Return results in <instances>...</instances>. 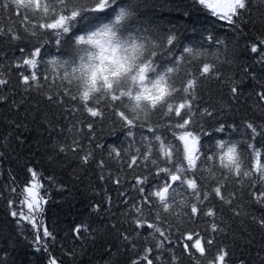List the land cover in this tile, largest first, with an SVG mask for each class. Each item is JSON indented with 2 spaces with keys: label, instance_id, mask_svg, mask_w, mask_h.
Segmentation results:
<instances>
[{
  "label": "trees",
  "instance_id": "obj_1",
  "mask_svg": "<svg viewBox=\"0 0 264 264\" xmlns=\"http://www.w3.org/2000/svg\"><path fill=\"white\" fill-rule=\"evenodd\" d=\"M5 2L0 0V30L6 33L0 35V79L6 81L0 85V264H50L51 260L56 264H147L146 255L153 264H208L220 249L228 253L226 264H264V227L260 224L264 203L257 201L264 187L258 175L236 177L221 168L218 160L208 161L201 163L195 174H188L198 182L200 200L186 186L174 184L169 212L163 211L156 197L149 196L145 202L147 193L157 190L161 182L152 179L156 166L143 158L149 142L143 137L151 140L148 127L163 126L168 120L159 114L146 117L142 105L136 114L138 125L144 127L133 128L129 135L110 106V98L100 99L97 105L103 115L92 117L84 110L76 88L63 78L64 68L47 64L56 57L68 58L69 50L75 49V38L83 33L64 34V46H58L55 35H33V24L39 23L36 17L25 22L24 10L14 5L4 8ZM129 2L118 0L121 7ZM246 2L243 15L232 25L213 15L200 0H134L135 15L121 29L125 35L150 29L176 37L175 70L166 73L158 68L176 88L199 77L204 63L211 66L207 78L197 81L193 106L195 121L206 130L202 143L209 154L221 140L240 142V150L246 148L243 141L259 147L261 138L252 139L249 123L257 133L264 131V99L260 98L264 94V0ZM115 15L112 12L104 23H112ZM37 46L43 54L37 57L41 60L37 69L17 67ZM253 46L256 52L251 51ZM184 47L206 55L193 58L182 52ZM33 71L38 81L26 86L21 73L30 76ZM149 76L155 78V74ZM234 86L238 95L231 91ZM183 95L175 94L176 100ZM115 106L122 109L120 102ZM205 109L211 116L204 114ZM122 110L131 114L128 108ZM221 125L225 131L216 132ZM261 151L264 164V149ZM133 156L138 157L135 165L131 164ZM249 164L250 159L245 167ZM29 169L38 173L37 198L42 213H30L25 203L31 199L24 191L32 183ZM145 176L149 182L139 185L137 181ZM217 186L224 199L215 195ZM192 203L198 205L197 214L191 213ZM209 209L214 216L204 214ZM21 212L34 217L35 226L32 219H23ZM137 218L147 222L138 227ZM213 223L216 231H212ZM148 224L158 226L164 236ZM44 228L50 236L43 235ZM188 235L193 241L187 240ZM197 238L206 248L205 256L191 248ZM208 239L213 241L210 247Z\"/></svg>",
  "mask_w": 264,
  "mask_h": 264
},
{
  "label": "snow or ice",
  "instance_id": "obj_2",
  "mask_svg": "<svg viewBox=\"0 0 264 264\" xmlns=\"http://www.w3.org/2000/svg\"><path fill=\"white\" fill-rule=\"evenodd\" d=\"M201 5H205L207 8L213 9V15H218L221 20L228 21L229 24H236L239 18L243 15L241 10H246V0H222L215 5L209 4L206 0H200ZM13 5L16 9H23V20L31 23L33 17L39 20L38 24H33V35H55L57 36L56 44L63 47V36L70 32L83 33L78 35L79 39L83 41L85 37L91 40L93 37L103 38L102 43L98 41V45L105 49H111L113 59L116 62L126 63L132 66L135 73L139 76V93L137 99L141 96L145 101V116L148 117L152 114H159L161 117L166 118L168 123L160 127H148V132L151 135V140L148 136H144L143 140L149 141L145 148L143 158L149 161L152 165L156 166V173L152 175V179L157 180L159 183L156 187L157 190L150 191L144 197L145 202L148 201V197L158 198L159 203L162 206L164 212H169L171 204L169 203V193L173 189V185L179 187L186 186L187 189L192 190V193L196 200H200V192L198 190V182L194 178H189V173L195 174L201 166V163L208 161L218 160L221 168L228 169L236 177H250L258 175L259 180L264 187V164L261 163L262 151L264 149V131L257 133L253 124H247V128L252 131V139L255 140L256 136H260V146L243 141L246 144V148L239 149L240 142L229 141H217L213 144L211 154H209L208 146L202 143V137L206 135V130L199 125L193 117V106L196 100L195 86L200 77L207 78L210 71H213L208 63L203 64L202 72L199 73V77L196 79H189L186 82V86L183 88H176L174 85H169L165 75L160 74L159 69H164L166 73H172L176 65L174 49L179 41H176L175 36L161 35L150 29H145L144 34L133 35L131 32L127 35L121 32L126 26V21L134 17L135 13L132 10L135 7L134 0H130L127 7L119 6L118 0H7L2 6L4 8H12ZM118 9V11H117ZM112 12H116L115 20L112 23H104V19L108 17ZM234 17L236 19H234ZM45 30L43 33H39L38 30ZM151 32V35L148 33ZM6 34L0 30V35ZM12 39L18 38L12 36ZM209 39L213 42L216 38L212 35ZM167 45H171L169 48ZM70 56L68 58L56 57L48 61L53 68H64L63 78L71 84V81L67 79L68 70L71 69L75 72L77 54L81 52V49L69 50ZM86 51V50H84ZM252 52H256L255 46L251 49ZM183 53H188L193 58L200 55H206L201 53L193 47H184ZM41 47H35V50L31 53L29 58L22 60L21 65L17 67L27 66L33 70L37 69L41 60L37 57H42ZM184 57L182 56L181 59ZM80 65H84L85 57L79 56ZM172 65V66H168ZM155 74L154 79H150L149 74ZM147 74V79H145ZM24 84L29 85L30 81L37 82L38 75L36 71H33L31 75H24L21 73ZM6 84L4 79H0V85ZM150 85V86H149ZM232 93L238 95L237 88L234 86L231 89ZM183 93L181 100L177 101L175 94ZM123 89L120 90L119 95L113 90L110 94L95 95L90 97L88 93L83 94V98L79 96V100L84 106V110L87 111L92 117H101L103 115L102 110L97 106L100 99H109L113 102L112 107L115 109V114L119 116L124 126L129 129V135H132V129L136 127H144L143 124L138 125V114H127V104L123 99ZM73 100L77 99V96L71 97ZM261 99H264V94H261ZM51 99V97H49ZM89 102H93V106H90ZM115 102H120L121 108H116ZM204 114L211 116V112L207 109L204 110ZM91 127V125H89ZM216 132H224L223 125L215 129ZM171 132V137L168 133ZM250 150V152H249ZM61 151H64L61 148ZM111 151L115 152V149ZM140 151L139 149L137 150ZM119 156L120 153L116 152ZM137 156L131 158V164L137 163ZM250 159V164L245 167V161ZM88 157H84L86 163ZM186 162V163H185ZM200 162V163H198ZM164 166L161 167L160 165ZM131 166V165H130ZM31 173L32 183L30 187H26L24 191L27 193L30 200H25L27 207L31 212L42 213L43 208L40 200L37 198L36 189L38 184L36 182L38 173L29 169ZM149 182V177L145 176L143 180H138L139 185H144ZM15 191V189H13ZM139 191L144 193V187H140ZM216 196L224 199L222 196V189L217 186L213 189ZM207 199V194L204 197ZM257 201L264 203V191L259 192ZM230 203V201H229ZM134 210L137 213H142V209L133 205ZM199 211L196 203L191 204V213L197 214ZM211 217L214 213L211 209L204 213ZM13 216L17 213L13 212ZM23 219H32L35 226L34 217L26 216L23 212L19 213ZM157 219H159V213H157ZM138 227H142L146 220L139 218L134 221ZM260 224L264 227V219L260 220ZM149 228H153L155 232H159L160 236H164V232L154 225L148 224ZM217 226L212 224V231H216ZM79 231V229H77ZM43 235L48 237L51 235L47 228H44ZM127 239V238H126ZM188 241H193V236H187ZM210 247L213 243L212 239L206 241ZM163 247L162 244L157 245ZM186 251L190 252V246L188 243L184 244ZM191 248H195L201 256H205L206 248L201 243V238L195 239L191 244ZM147 252H151V249H147ZM191 254V252H190ZM228 255L223 249L219 250V254L214 260H210L208 264H226V256ZM147 260V264H153L151 259H148L147 255L143 257ZM50 264H56L55 260H51ZM137 264V262H134Z\"/></svg>",
  "mask_w": 264,
  "mask_h": 264
},
{
  "label": "clouds",
  "instance_id": "obj_3",
  "mask_svg": "<svg viewBox=\"0 0 264 264\" xmlns=\"http://www.w3.org/2000/svg\"><path fill=\"white\" fill-rule=\"evenodd\" d=\"M103 38L93 37L89 40L85 37L83 41L79 36L75 38V49L82 51L77 54L75 72L68 70L67 79L76 88L78 95L83 98L84 93L90 97L110 94L113 90L119 95L123 89V99L130 112L137 113L142 105L145 107V101L141 96L137 99L139 93V76L135 73L132 66L116 62L113 59L111 49H105L98 45L102 43ZM86 50V51H84ZM85 57L84 65H80L79 56ZM147 79V74H145Z\"/></svg>",
  "mask_w": 264,
  "mask_h": 264
},
{
  "label": "rangeland",
  "instance_id": "obj_4",
  "mask_svg": "<svg viewBox=\"0 0 264 264\" xmlns=\"http://www.w3.org/2000/svg\"><path fill=\"white\" fill-rule=\"evenodd\" d=\"M207 3L215 5L218 2H222V0H206ZM38 184V183H37ZM37 192V189H36Z\"/></svg>",
  "mask_w": 264,
  "mask_h": 264
}]
</instances>
